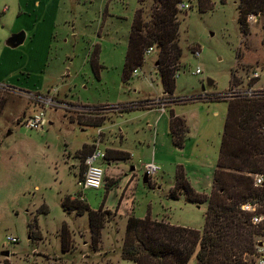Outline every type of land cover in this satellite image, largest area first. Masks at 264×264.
<instances>
[{
    "label": "rangeland",
    "instance_id": "374dc122",
    "mask_svg": "<svg viewBox=\"0 0 264 264\" xmlns=\"http://www.w3.org/2000/svg\"><path fill=\"white\" fill-rule=\"evenodd\" d=\"M181 1L188 7L177 13L180 57L173 89L162 93L156 49L143 52L136 72L121 77L136 0H0V264H133L119 253L127 216L148 214L201 230L205 201L191 202L182 193L174 199L168 190L180 167L194 192H210L226 105L202 98L247 86L264 93V14L248 15L242 33L236 0H207L203 11H197L196 0ZM148 6L144 0L141 8ZM20 30L18 45L4 43ZM230 71L235 79L229 85ZM252 71L257 76L246 81ZM37 96L52 100L44 106L41 130L21 124L42 106ZM150 99L162 110L145 105ZM169 108L187 128L180 147L170 142ZM97 132L98 149L128 156L98 159L101 185L80 193L90 209L100 205L109 211L93 249L86 213L59 204L63 195L79 194V148L91 144ZM149 161L157 170L143 182L142 165ZM62 224L69 232L65 251ZM5 235L16 241L6 242Z\"/></svg>",
    "mask_w": 264,
    "mask_h": 264
},
{
    "label": "trees",
    "instance_id": "16d2710c",
    "mask_svg": "<svg viewBox=\"0 0 264 264\" xmlns=\"http://www.w3.org/2000/svg\"><path fill=\"white\" fill-rule=\"evenodd\" d=\"M143 1L136 0L137 5L128 24L121 77L124 78L140 64L144 49L154 46L157 50L154 64L161 92L170 93L173 73L180 57V48L176 43L177 13L180 9L176 6L181 0H149L147 11L141 8ZM196 6L197 11L209 7L207 0H196ZM236 7L237 26L242 33L247 32L248 15L264 14V0H236ZM181 14L184 16L185 12ZM262 29L264 34V27ZM232 75L230 71L229 85L231 81L234 83ZM202 99H222L226 105L210 192L205 196L194 192L180 167L176 168L172 186L168 190L169 197L174 199L178 193H182L191 202L205 201L201 230L157 220L148 214L142 218L127 216L119 246L122 259L131 260L133 264H188L193 257V264H250V257H246L252 252L256 239L254 235H264V220L260 226L249 224L246 215L239 210V204L256 200L264 209V189L251 183L253 174H264V132L261 130L264 128V93L248 97H227L217 93L207 94ZM130 108L126 105L123 107ZM77 122L99 124L93 120ZM167 130L170 142L180 147L187 128L184 119L170 108ZM91 148V144L85 143L79 148L80 171L81 162ZM107 151L104 159L128 156L125 151ZM59 205L65 211L73 210L75 214L86 213L90 247L95 249L100 239V229L109 214L107 208L99 205L96 209H90L86 202L68 194L62 196ZM32 224L33 220L27 223L30 234ZM59 240L61 250H67L70 245L69 232L64 224L60 226Z\"/></svg>",
    "mask_w": 264,
    "mask_h": 264
},
{
    "label": "built area",
    "instance_id": "2783aa9c",
    "mask_svg": "<svg viewBox=\"0 0 264 264\" xmlns=\"http://www.w3.org/2000/svg\"><path fill=\"white\" fill-rule=\"evenodd\" d=\"M178 9H184L185 7H188L186 3L184 2H178L177 6ZM154 46L147 47L144 49L145 53H149L150 51L154 50ZM193 55L198 56L199 51L194 50L192 51ZM136 72V69L132 70V73ZM193 73H198L199 69L195 68ZM257 76V72L252 71L250 75L246 77V81H248L251 78H254ZM262 92L261 89H255L250 86H247L246 89H241L239 91L229 90L225 92V96H235V95H244V96H250L253 94H257V92ZM36 100L40 102L39 104L42 106L34 109L29 115L25 116L22 120V125L25 126L28 129H34V130H41L44 125L46 124V118L44 115V106L52 104V100L50 97H43V96H37ZM145 105L149 104H155L158 105L157 108L161 111L163 105L157 100H147L145 101ZM133 103V102H131ZM134 106V105H131ZM148 107V106H147ZM97 138H98V132L96 136L91 141V151L84 156L82 160V169L79 172V174L76 176V186L78 187L79 194L76 195L78 199H81L80 193L85 188H91V189H98L101 185V168L99 167L97 160L102 159L104 155V151L98 149L97 147ZM144 169V176L146 178L150 177L153 173L156 172L157 166L153 164L151 161L146 162L142 165ZM251 183L252 186L262 188L264 189V174L255 173L251 176ZM239 210L246 215L247 221L249 224L254 226H260L263 224L264 220V209L261 204L258 203L256 200H247L243 203L239 204ZM263 238L255 239V243H253V249L252 252L249 254L250 257V264H264V235ZM4 239L8 243H13L16 241V238L11 235H5ZM258 243V245H257Z\"/></svg>",
    "mask_w": 264,
    "mask_h": 264
},
{
    "label": "water",
    "instance_id": "95a60500",
    "mask_svg": "<svg viewBox=\"0 0 264 264\" xmlns=\"http://www.w3.org/2000/svg\"><path fill=\"white\" fill-rule=\"evenodd\" d=\"M23 36H24V32L23 31H18V32H15V33H12L10 35H8L5 40H4V43L8 46H11V47H15L16 45H18L22 39H23ZM211 82V79L210 78H207L206 79V84H209ZM142 181L144 182L145 181V176L144 174L142 175ZM258 245V243H257ZM7 252L4 251L3 254H6Z\"/></svg>",
    "mask_w": 264,
    "mask_h": 264
},
{
    "label": "crops",
    "instance_id": "0c3cea01",
    "mask_svg": "<svg viewBox=\"0 0 264 264\" xmlns=\"http://www.w3.org/2000/svg\"><path fill=\"white\" fill-rule=\"evenodd\" d=\"M78 171H80V168H79V167H78ZM78 171H77V172H78ZM124 222H125V221H124Z\"/></svg>",
    "mask_w": 264,
    "mask_h": 264
}]
</instances>
